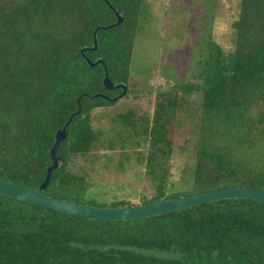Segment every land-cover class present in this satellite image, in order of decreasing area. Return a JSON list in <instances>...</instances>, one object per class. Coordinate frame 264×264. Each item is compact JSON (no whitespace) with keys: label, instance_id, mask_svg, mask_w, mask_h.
<instances>
[{"label":"trees","instance_id":"1","mask_svg":"<svg viewBox=\"0 0 264 264\" xmlns=\"http://www.w3.org/2000/svg\"><path fill=\"white\" fill-rule=\"evenodd\" d=\"M108 1L123 20L97 30L95 50L83 53L90 60L102 58L110 80L126 84L143 0ZM238 7L231 23L233 48L224 53L209 40L196 81L179 85L198 92L203 112L189 183L139 204L228 185L264 189V165L243 154L264 148V0H239ZM114 20L103 0L0 2V178L38 186L54 132L79 96L80 112L56 150L63 163L52 170L43 192L82 203L87 186L83 176L66 169V155L92 146L88 112L109 104L86 94L115 91L102 87L101 64L88 65L79 50L92 45L96 25ZM174 106L175 99L163 107L157 103L148 127L161 155L170 151L166 125ZM0 264H264V204L222 199L146 218L102 221L0 195Z\"/></svg>","mask_w":264,"mask_h":264},{"label":"rangeland","instance_id":"2","mask_svg":"<svg viewBox=\"0 0 264 264\" xmlns=\"http://www.w3.org/2000/svg\"><path fill=\"white\" fill-rule=\"evenodd\" d=\"M9 1V0H0ZM22 2L24 0H17ZM239 0H143L126 81L114 102L88 112L95 140L87 151L68 153L66 169L87 186L83 204L125 200L139 204L186 188L195 162L196 137L203 114L199 94L179 85L196 81L206 45L213 40L224 53L233 48L231 23ZM175 99L166 136L170 151L154 150L148 127L156 104ZM264 165V148L243 151ZM104 205V204H103Z\"/></svg>","mask_w":264,"mask_h":264},{"label":"water","instance_id":"3","mask_svg":"<svg viewBox=\"0 0 264 264\" xmlns=\"http://www.w3.org/2000/svg\"><path fill=\"white\" fill-rule=\"evenodd\" d=\"M103 1L113 13L115 20L106 25H96L91 32L92 45L89 47L82 46L79 51L88 65L93 66L96 64H101L103 71L101 85L104 89H119V92L113 96H108L102 92H95L93 94H86V97L88 99L101 97L108 102H114L124 95L127 89L126 84L120 81L112 82L110 80L107 75V70L102 58H94L93 60H90L83 53V51L86 50H95L97 45L95 34L97 30L108 29L120 24L123 20V14L119 10H116L108 0ZM78 100L79 96L75 99L76 109L68 115L64 125L54 132L52 144L48 150L50 161L45 168L44 176L39 182L38 186L36 188H28L0 178V195L56 212L89 220L102 221H126L146 218L222 199L243 198L251 199L264 204V189L244 185H228L190 195H178L176 197L165 198L146 204H130L118 206H98L82 204L44 194L43 191L49 181L52 170L59 167L63 163L62 157L56 154V150L59 142L66 137L67 132L65 128L67 124L71 121L72 117L78 115L80 112V105Z\"/></svg>","mask_w":264,"mask_h":264},{"label":"flooded vegetation","instance_id":"4","mask_svg":"<svg viewBox=\"0 0 264 264\" xmlns=\"http://www.w3.org/2000/svg\"><path fill=\"white\" fill-rule=\"evenodd\" d=\"M110 91V90H109ZM115 93H113L111 96L117 94L119 92V89H114ZM109 96V95H108Z\"/></svg>","mask_w":264,"mask_h":264}]
</instances>
